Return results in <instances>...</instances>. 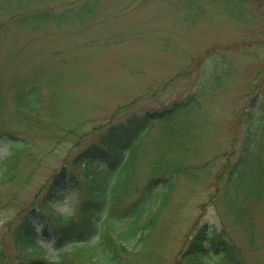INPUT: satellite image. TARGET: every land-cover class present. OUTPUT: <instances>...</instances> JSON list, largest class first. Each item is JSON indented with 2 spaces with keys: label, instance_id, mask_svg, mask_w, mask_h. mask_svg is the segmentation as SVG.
Wrapping results in <instances>:
<instances>
[{
  "label": "rangeland",
  "instance_id": "1",
  "mask_svg": "<svg viewBox=\"0 0 264 264\" xmlns=\"http://www.w3.org/2000/svg\"><path fill=\"white\" fill-rule=\"evenodd\" d=\"M80 1L0 0V161L9 156V137L28 146L17 168L0 178V245L10 264L22 261L11 237L15 229L28 222L39 230L51 212L75 207L77 192L60 173L63 166L81 177L82 165L74 171L71 163L98 144L109 125L190 96L201 106L196 117H207L196 119L206 129L187 143L194 184L177 180L145 243H132L124 259L188 264L190 240L209 226L233 241L243 264H264V195L238 221L217 203L253 111L261 108L254 85L264 87V0L246 3L239 22L207 0H192L191 9L186 0H101L87 14L63 18L83 7ZM222 68L227 75L215 82ZM33 89L40 108L19 109L16 98ZM153 124L143 142L145 163L161 134ZM145 169L134 182L138 193ZM54 180L62 192L52 195ZM37 234L44 259L53 261V233Z\"/></svg>",
  "mask_w": 264,
  "mask_h": 264
},
{
  "label": "trees",
  "instance_id": "2",
  "mask_svg": "<svg viewBox=\"0 0 264 264\" xmlns=\"http://www.w3.org/2000/svg\"><path fill=\"white\" fill-rule=\"evenodd\" d=\"M100 1L82 0L83 7L69 9L63 18L87 14ZM186 1L191 9L194 2ZM207 1L227 10L225 13L238 22L245 15L244 5L253 3L252 0ZM222 69L215 82L227 75V70ZM214 85L217 89L218 84ZM254 87L258 88L261 108L253 111L252 124L247 126L240 153L228 168L226 184L217 200V203L221 201L224 213L237 221L247 218V209L264 195V87L258 82ZM16 104L19 109L36 112L40 108L38 90L29 91L23 99L16 98ZM199 110V101L190 96L161 111L147 112L139 119L131 117L124 123L109 125L106 134L99 135L98 144L71 163L74 171L82 165L81 177L66 171L64 166L61 168L60 173L67 175L72 189L77 192L75 207L62 214L51 212L52 216L42 222L39 230L23 222L12 232L11 237L22 259L20 263L127 264L123 253H130L132 243H145L177 180L184 177L194 184L195 173L185 162L192 152L187 146L188 141L206 129L205 122L196 120L199 117L201 121H204L203 117L207 119L201 114L196 117ZM153 121L161 126V134L155 140V154L145 163L143 142L154 125ZM8 141L9 156L0 161V178L9 176L17 168L28 147L12 137ZM142 167L147 168L146 178L138 193L139 188L134 182ZM222 177L223 173L215 182H220ZM59 189L54 180L50 190L52 195L62 192ZM202 228L190 240L184 261L188 264H208L209 260L217 264H243L231 239L216 234V230L209 226ZM38 231L44 236L53 233L56 239L53 261L44 259L45 251L37 244ZM63 242L65 246L60 245ZM6 255L7 251L0 245V264H10Z\"/></svg>",
  "mask_w": 264,
  "mask_h": 264
}]
</instances>
